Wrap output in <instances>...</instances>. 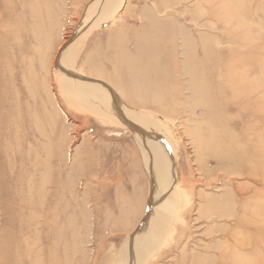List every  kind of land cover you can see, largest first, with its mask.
Masks as SVG:
<instances>
[{
    "label": "rangeland",
    "instance_id": "obj_1",
    "mask_svg": "<svg viewBox=\"0 0 264 264\" xmlns=\"http://www.w3.org/2000/svg\"><path fill=\"white\" fill-rule=\"evenodd\" d=\"M112 1L0 0V264H132L131 237L172 191L174 221L146 264H264V0H127L91 28ZM75 44L69 70L60 58ZM62 73L104 82L155 130L89 112L61 91ZM138 135L175 145L158 201Z\"/></svg>",
    "mask_w": 264,
    "mask_h": 264
},
{
    "label": "bare ground",
    "instance_id": "obj_2",
    "mask_svg": "<svg viewBox=\"0 0 264 264\" xmlns=\"http://www.w3.org/2000/svg\"><path fill=\"white\" fill-rule=\"evenodd\" d=\"M126 1L127 0H113L107 7H105L104 8V10H101L100 12H98V14H96L95 16H94V19H93V22H92V26H91V28H95V29H98V28H100L101 26H106V28L107 27H109V26H111L112 24H113V22H115L114 20L116 19V17L118 16V14H117V11H118V9L120 8V7H124V5L126 4ZM129 1V0H128ZM180 1H182V0H180ZM197 1V0H196ZM207 1V0H206ZM210 1V0H209ZM208 1V4L210 3ZM211 1H213V0H211ZM229 2H230V0H228ZM237 1H239V0H237ZM244 1V0H243ZM174 2V1H173ZM239 2H241V1H239ZM175 4L177 3V2H174ZM192 3V2H191ZM197 3H198V1H197ZM204 3V2H203ZM231 3V2H230ZM245 3V2H244ZM249 3H250V1H249ZM248 2H247V4H249ZM213 4H216L215 2L213 3ZM238 4V3H237ZM243 3H241V5H242ZM246 4V3H245ZM181 5V4H180ZM203 5V4H202ZM205 5V4H204ZM230 5V4H229ZM233 5V4H232ZM231 5V6H232ZM251 5V4H250ZM162 6H164V5H162ZM178 6H179V4H178ZM189 6V5H188ZM244 6V5H243ZM159 7V6H158ZM161 7V6H160ZM176 7V6H175ZM185 7V6H184ZM209 7V6H208ZM213 7V6H212ZM211 7V8H212ZM245 7V6H244ZM244 7H242L243 9H245ZM247 7H249V6H247ZM251 7V6H250ZM155 8H157V7H155ZM188 8V7H187ZM217 8H219L217 5H216V7H215V9H217ZM231 8V7H230ZM239 8V7H238ZM241 8V7H240ZM252 8V7H251ZM251 8H249L250 10H251ZM147 9H149V8H147ZM152 9V8H151ZM159 9V8H158ZM191 9V8H190ZM207 9V8H206ZM220 9V8H219ZM243 9H241L242 11H243ZM141 10H142V8H141ZM150 10V9H149ZM181 10H183L182 8H181ZM204 10V9H203ZM202 10V11H203ZM222 10V9H221ZM230 9H228L227 11H229ZM240 10V11H241ZM245 10H247V8L245 9ZM154 11V10H153ZM209 11V10H208ZM208 11H206V13L208 12ZM238 11V10H237ZM253 11V10H252ZM150 12V11H149ZM162 12V11H161ZM201 12V11H200ZM199 12V13H200ZM151 13V12H150ZM154 13V12H153ZM159 13V12H158ZM157 13V14H158ZM202 13V12H201ZM200 13V14H201ZM204 11H203V15H204ZM213 13V12H212ZM218 13V12H217ZM233 13H235L236 14V11H234ZM244 13V12H243ZM116 14H117V16H116ZM149 14V13H148ZM220 14H222V13H220ZM239 13H237V15H238ZM248 14H250V13H248ZM154 15V14H153ZM159 15V14H158ZM162 15H164V14H162ZM166 15V14H165ZM227 15V14H226ZM226 15H223V16H226ZM230 15V14H229ZM244 15V14H243ZM142 16V15H141ZM155 17H156V15H154ZM205 16V15H204ZM216 16H218V15H216ZM241 15H239V17H240ZM191 17V16H190ZM215 17V16H214ZM234 17H236L235 15H234ZM239 17H238V19L237 20H239ZM161 18V17H160ZM163 18V17H162ZM168 18V17H167ZM208 18V17H207ZM206 18V19H207ZM223 18V17H222ZM244 18H245V15H244ZM124 19V18H123ZM139 19V18H138ZM163 19H166L165 17L163 18ZM204 19V18H203ZM242 19V18H241ZM246 19H248L247 17H246ZM118 20V19H117ZM116 20V21H117ZM161 20V19H160ZM202 20V19H201ZM200 20V21H201ZM216 20H218V18L216 19ZM225 20V19H224ZM243 20V19H242ZM242 20H241V22H242ZM245 20V19H244ZM244 20H243V22H244ZM169 21V20H168ZM204 21V20H203ZM240 21V20H239ZM120 22V21H119ZM122 22V21H121ZM124 22V21H123ZM185 22V21H184ZM226 22V21H225ZM247 22V21H246ZM154 23V22H153ZM203 23V22H202ZM230 23V22H229ZM118 24V23H117ZM117 24H116V26H117ZM253 24H255V23H253ZM123 25V24H122ZM181 25V24H180ZM197 25V24H196ZM203 25V24H202ZM201 25V26H202ZM205 26L207 25V24H204ZM250 25H252V24H250ZM158 26V25H157ZM254 26V25H253ZM263 26V25H262ZM118 27V26H117ZM120 27V26H119ZM136 27V26H135ZM141 27V26H140ZM179 27V26H178ZM184 27V26H183ZM204 27V26H203ZM256 27V26H255ZM255 27H253V28H255ZM125 28V27H124ZM128 28V27H127ZM180 28V27H179ZM179 28H178V30H179ZM186 28V27H185ZM208 28V27H207ZM241 28V27H240ZM247 28V27H246ZM257 28V27H256ZM37 29V28H36ZM138 29H140V28H138ZM204 29H206V28H204ZM252 29V28H251ZM259 29V28H258ZM141 30V29H140ZM260 30V32H261V30L262 29H259ZM37 31H38V29H37ZM110 31V30H109ZM109 31H107V32H109ZM115 31V30H114ZM138 31V30H137ZM123 32V31H122ZM154 32V31H153ZM241 32V31H240ZM259 32V33H260ZM152 33V32H151ZM196 33V32H195ZM262 34H263V31L261 32ZM36 34V33H35ZM117 34H119V33H117ZM144 34V33H143ZM142 34V35H143ZM147 34V33H146ZM155 34H156V32H155ZM199 34V33H198ZM201 34V33H200ZM204 34H206V33H204ZM129 35V34H128ZM180 35V34H179ZM191 35V34H190ZM212 35V34H211ZM214 35V34H213ZM259 35V34H258ZM36 36V35H35ZM130 36V35H129ZM152 36V35H151ZM215 36V35H214ZM212 37V38H215V37ZM237 36V35H236ZM239 36V35H238ZM238 36H237V38H238ZM243 36V35H242ZM247 36H249V35H247ZM247 36H246V39H248L247 41H245L246 43L249 41V39H251V36H249V38H247ZM115 37V36H114ZM113 37V38H114ZM118 37V36H117ZM154 37H156V36H154ZM164 37V36H163ZM180 37V36H179ZM187 37H189L188 35H187ZM240 37V36H239ZM259 37V36H258ZM257 37V38H258ZM264 37V36H263ZM125 38V37H124ZM153 38V37H152ZM165 38V37H164ZM192 38V37H191ZM243 38H245V37H243ZM259 38H261V36L259 37ZM135 39V38H134ZM245 39V40H246ZM264 39V38H263ZM116 40V39H115ZM121 40V39H120ZM178 40V39H177ZM201 40H203V38L201 39ZM200 40V41H201ZM205 40V39H204ZM217 41V39H214V42H216ZM256 40V39H255ZM259 40V39H258ZM136 41V40H135ZM181 41V40H180ZM186 41V40H185ZM190 41V40H189ZM194 41H196V40H193L192 42H194ZM253 41V40H252ZM38 42V41H37ZM119 42V41H118ZM199 42V41H198ZM203 42V41H202ZM244 42V43H245ZM259 42V41H258ZM76 43V42H75ZM178 43V42H177ZM189 43H191V42H189ZM250 43H252V42H250ZM250 43H248V44H250ZM255 44H256V42H254ZM254 43H253V45H254ZM136 44V43H135ZM258 44V43H257ZM36 45V44H35ZM55 45V44H54ZM74 45V44H73ZM71 46V47H68V48H66L65 50H63V53L61 54V58L60 59H62L61 61L63 62H60V64L62 63V64H64L69 70L70 69H74V66H75V63H76V61H77V59H78V53H75V52H77L78 51V48L76 49V44H75V46ZM179 45V44H178ZM180 45H182V44H180ZM240 45V44H239ZM260 45H261V42H260ZM78 46V45H77ZM114 46V45H113ZM152 46V45H151ZM150 46V47H151ZM190 46V45H189ZM191 46H192V43H191ZM257 46V45H256ZM245 47H246V45H245ZM259 47V46H258ZM262 47V46H261ZM148 48V47H147ZM247 48H249V46H247ZM257 48V47H256ZM106 49V48H105ZM126 49V48H125ZM139 49V48H138ZM193 49V47L191 48V50ZM212 49V48H211ZM255 49V48H254ZM182 50V49H181ZM257 50V49H256ZM261 50V49H260ZM259 50V51H260ZM94 51V50H93ZM121 51V50H120ZM127 51V50H126ZM146 51V50H145ZM196 51H197V49H196ZM195 51V52H196ZM113 52V51H112ZM149 52H150V50H149ZM186 52V51H185ZM194 52V51H193ZM192 52V53H193ZM261 52V51H260ZM115 53V52H114ZM147 53V52H146ZM184 53V52H183ZM187 54H188V52H186ZM259 52H257V54H258ZM119 54H120V52H119ZM128 54V53H127ZM148 54V53H147ZM187 54H185V55H187ZM195 54V53H194ZM60 55V54H59ZM144 55V54H143ZM151 55V54H150ZM192 55V54H191ZM49 56V55H48ZM93 56V55H92ZM116 56V55H115ZM122 56V55H121ZM124 56V55H123ZM128 56V55H127ZM167 56V55H166ZM173 56V55H172ZM182 56V55H181ZM187 56H189V55H187ZM192 56H194V55H192ZM47 57V56H46ZM102 57V56H101ZM114 57V56H113ZM142 57V56H141ZM144 57V56H143ZM183 57V56H182ZM205 57V56H204ZM59 58V57H58ZM57 58V59H58ZM111 58H112V56H111ZM119 58V57H118ZM117 58V60H119ZM125 58H127V57H125ZM139 58V57H138ZM150 58V57H149ZM174 58H175V56H174ZM190 58V57H189ZM254 58V57H253ZM255 58H256V56H255ZM59 59V60H60ZM92 59V58H91ZM106 59V58H105ZM104 59V60H105ZM167 59V58H166ZM205 59H206V57H205ZM205 59H204V61H205ZM252 59V58H251ZM107 60V59H106ZM133 60H134V57H133ZM139 60V59H138ZM184 60H185V58H184ZM188 60V59H187ZM193 60H195L194 58H193ZM202 60H203V57H202ZM201 60V61H202ZM259 60H260V58H259ZM128 61V60H127ZM234 61V60H233ZM236 61V60H235ZM257 61V60H256ZM92 62H93V60H92ZM94 62H95V60H94ZM114 62H116V61H114ZM185 62V61H184ZM187 62V61H186ZM193 62V61H192ZM196 62V61H195ZM236 62H239V61H236ZM258 62V61H257ZM59 63V62H58ZM84 63V62H83ZM104 63V62H103ZM117 63V62H116ZM120 63V62H119ZM118 63V64H119ZM146 63V62H145ZM198 63V62H197ZM207 63V62H206ZM241 63V62H240ZM244 63V62H243ZM242 63V64H243ZM82 64V63H81ZM107 64V63H106ZM131 64V63H130ZM140 64H142V63H140ZM182 64V63H181ZM63 65V66H64ZM108 65H110V64H108ZM117 65V64H116ZM121 65H122V63H121ZM135 65V64H134ZM147 65V64H146ZM168 65V64H167ZM173 65V64H172ZM185 65V64H184ZM204 65V64H203ZM255 65V64H254ZM253 65V66H254ZM59 66V65H58ZM101 66H102V64H101ZM104 66V65H103ZM106 66V65H105ZM118 66V65H117ZM129 66V65H128ZM187 66V65H186ZM207 66V65H206ZM251 66V65H250ZM256 66V65H255ZM48 67V66H47ZM87 67V66H86ZM120 67V66H119ZM125 67V66H124ZM139 67V66H138ZM137 67V68H138ZM202 67V66H201ZM200 67V68H201ZM204 67H205V65H204ZM244 67H246V66H244ZM248 67V66H247ZM264 67V66H263ZM65 68V67H64ZM104 68V67H103ZM136 68V67H135ZM142 68H144V66L142 67ZM209 68V67H208ZM239 68V67H238ZM66 69V68H65ZM77 69V68H76ZM112 69H113V67H112ZM116 70H117V68H115ZM127 69V68H126ZM133 69V68H132ZM131 69V70H132ZM189 69V68H188ZM205 69H207V68H205ZM240 69V68H239ZM263 69V68H262ZM85 70V69H84ZM114 70V69H113ZM112 70V71H113ZM129 70H130V68H129ZM141 70V69H140ZM165 70V69H164ZM187 70V69H186ZM211 70V69H210ZM254 70V69H253ZM64 71V70H63ZM91 71V70H90ZM121 71V70H120ZM133 71V70H132ZM131 71V72H132ZM137 71H138V69H137ZM179 71V70H178ZM201 71V70H200ZM258 71V70H257ZM42 72V71H41ZM47 72H48V70H47ZM68 72V71H67ZM136 72V71H135ZM139 72V71H138ZM143 72V71H142ZM156 72V71H155ZM246 72V71H245ZM244 72V73H245ZM118 73V72H117ZM120 73V72H119ZM126 73L128 74V72L126 71ZM184 73V72H183ZM200 72H198V74H199ZM247 73V72H246ZM254 73V72H253ZM85 74V73H84ZM90 74H92V73H90ZM116 74V73H115ZM55 75H57V74H55ZM58 75H61L60 76V89H61V91L66 95V96H68V97H70V99H74V100H76V101H78L79 103H81V104H83L84 106H85V108L89 111V112H92V113H94V114H96V115H98V116H100V117H102V118H104V119H110V120H113L114 122H117L119 125H123V126H125V127H129V129H132V130H135L136 129V127L137 128H139V129H145L146 131H154L155 130V128L154 127H152V125H151V123H153L152 122V117L149 115V114H147V113H142V112H134L133 110H131V109H128V108H126L125 106H123V105H118V101L117 102H114V99L115 98H113L112 96H113V94H114V90H112V89H110L104 82H102V81H100V80H95V79H79L78 77H77V75H70V74H67V73H62V74H58ZM57 75V76H58ZM138 75V74H137ZM145 75V73L142 75L143 77H145L144 76ZM187 75L188 74H186V77H187ZM245 75V74H244ZM257 75V74H256ZM263 75V74H262ZM92 76V75H91ZM135 77H136V75H134ZM183 76H184V74H183ZM196 76V75H195ZM255 76V75H254ZM38 77H39V75H38ZM123 77V76H122ZM133 77V76H132ZM131 77V78H132ZM134 77V78H135ZM142 77V78H143ZM188 77H190V76H188ZM137 78V77H136ZM141 78V77H140ZM170 78V77H169ZM48 79V78H47ZM144 79V78H143ZM198 79V78H197ZM142 80V79H141ZM158 80V79H157ZM40 81V80H39ZM47 81V80H46ZM123 81V80H122ZM126 81V80H125ZM133 81H135V79L133 80ZM194 80H192V82H193ZM196 81V80H195ZM200 81V80H199ZM243 81H244V79H243ZM32 82H33V80H32ZM186 82V81H185ZM262 82V81H261ZM38 83H40V82H38ZM134 84H135V82H133ZM132 83V84H133ZM137 83V82H136ZM199 83V82H198ZM264 83V82H263ZM41 84V83H40ZM48 84V83H47ZM35 85H37V83L35 84ZM259 85H262V84H259ZM258 85V86H259ZM113 86V85H112ZM133 86V85H132ZM135 86V85H134ZM200 86V85H199ZM263 86V85H262ZM137 87V86H136ZM140 87V86H139ZM163 87V86H162ZM194 87V86H193ZM261 87V86H260ZM260 87H258V88H260ZM33 88H34V86H33ZM165 88V87H164ZM201 88V87H200ZM31 89V88H30ZM50 89V88H49ZM135 89V88H134ZM138 89V88H137ZM192 89V88H191ZM197 89V88H196ZM261 89H263V88H261ZM125 90H128V89H125ZM150 91L152 90V89H149ZM194 90V89H193ZM248 90V89H247ZM246 90V91H247ZM34 91V90H33ZM117 91V90H116ZM168 91V90H167ZM196 91V90H195ZM245 91V92H246ZM179 92V91H178ZM189 92V91H188ZM191 92V91H190ZM202 92V91H201ZM262 92V91H261ZM263 92H264V90H263ZM51 93V92H50ZM120 93V92H119ZM154 93V92H153ZM163 93V92H162ZM248 93V92H247ZM121 94V93H120ZM138 94V93H137ZM192 94V93H191ZM204 94V93H203ZM262 94H264V93H262ZM162 95V94H161ZM166 95H168V93L166 94ZM166 95H165V97H166ZM193 95V94H192ZM205 95V94H204ZM246 95V94H245ZM64 96V95H63ZM120 96V95H119ZM155 96V95H154ZM194 96V95H193ZM256 96H258V95H256ZM150 97V96H149ZM168 97V96H167ZM204 97V96H203ZM205 97H206V95H205ZM123 98V97H122ZM139 98V97H138ZM161 98H162V96H161ZM263 98V97H262ZM155 99H156V97H155ZM154 99V100H155ZM139 100V99H138ZM194 100H195V98H194ZM153 101V100H152ZM164 101V100H163ZM36 102V101H35ZM124 102V101H123ZM130 102V101H129ZM138 102V101H137ZM150 102V101H149ZM255 102V101H254ZM116 103V104H115ZM181 103V105L183 106V103L182 102H180ZM188 103H189V101H188ZM190 103H191V101H190ZM34 104V103H33ZM154 104V103H153ZM157 104H158V102H157ZM156 104V105H157ZM257 104V103H256ZM255 104V105H256ZM155 105V106H156ZM166 105L168 106L169 104H167L166 103ZM202 105V104H201ZM209 105V104H208ZM247 105V104H246ZM140 106V105H139ZM159 106V105H158ZM161 106V105H160ZM204 106V105H203ZM258 107V106H257ZM153 108V107H152ZM183 108H184V106H183ZM157 110H158V107L156 108ZM155 109V110H156ZM160 109V108H159ZM205 109V108H204ZM250 109V108H249ZM252 109V108H251ZM119 110V111H118ZM163 110V109H162ZM169 110V109H168ZM44 110H42V112H43ZM164 111V110H163ZM252 111V110H251ZM256 111H259V110H256ZM45 112V111H44ZM117 112H120L124 117H125V120L123 119V118H121V117H119L118 116V114H117ZM148 112V111H147ZM161 112V111H160ZM165 112V111H164ZM46 113V112H45ZM150 113V112H149ZM151 113H153V112H151ZM166 114H167V111L165 112ZM155 114V113H154ZM161 114V113H160ZM164 115V114H163ZM168 115V114H167ZM159 116H161V115H159ZM162 117V116H161ZM163 118V117H162ZM154 120V119H153ZM204 120V119H203ZM208 120H210V119H208ZM211 121V120H210ZM126 122H129V125L126 123ZM155 122V121H154ZM196 122V121H195ZM200 122V121H199ZM260 122V121H259ZM162 123H164V122H162ZM208 124L210 123V122H207ZM222 124V123H221ZM211 126V125H210ZM131 127V128H130ZM212 127V126H211ZM229 127V126H228ZM135 128V129H134ZM206 128V127H205ZM163 129V128H162ZM192 129V128H191ZM216 129H218V128H216ZM249 129H250V127H249ZM164 130V129H163ZM206 130V129H205ZM211 130V129H210ZM209 130V131H210ZM219 130V129H218ZM223 130V129H222ZM262 130V129H261ZM168 131V130H167ZM145 132V131H144ZM143 132V133H144ZM213 131H211V133H212ZM215 132V131H214ZM224 132H225V136H226V131L224 130ZM259 132H260V130H259ZM157 133H158V131H157ZM166 133V132H165ZM210 133V132H209ZM218 133V132H217ZM232 133V132H231ZM230 133V134H231ZM258 133V132H257ZM150 134H152V133H150ZM167 134V133H166ZM171 133H169L168 135H170ZM205 134V133H204ZM262 134V133H261ZM144 135V134H143ZM155 135V134H154ZM256 135V134H255ZM145 136V135H144ZM212 136V135H211ZM224 136V137H225ZM227 136H228V134H227ZM226 136V137H227ZM239 136V135H238ZM253 136V135H252ZM263 136V135H262ZM137 137H139V140H140V148H141V150H142V152L141 153H143V162H144V166H145V168H146V170H147V172H148V174H149V176H150V180H151V182L153 181V184H154V186L155 187H153L152 189H153V191L152 190H150L152 193V198H151V200L153 201V199L154 200H156V201H158L159 200V198L161 197V195H162V193L165 191V190H167L170 186H171V184H172V182L174 181V179H173V177H174V169H173V162H172V154L173 153H175V148H174V146H172V144L170 145L169 144V142H168V144H169V146H165V143H159V142H157L156 140H153V139H150V138H144L143 136H140V135H138ZM230 137V136H229ZM240 137V136H239ZM243 137V136H242ZM154 138H156V137H154ZM170 138V137H169ZM198 138V137H197ZM164 139H165V137H164ZM173 139V138H172ZM199 139V138H198ZM214 139V138H213ZM137 140V139H136ZM201 140V139H200ZM212 140V139H211ZM255 140V139H254ZM169 141V140H168ZM171 141V140H170ZM209 141H210V139H209ZM208 141V142H209ZM163 142V141H162ZM174 142V141H173ZM254 142V141H253ZM167 143V142H166ZM229 143V142H228ZM164 144V145H163ZM231 144V143H230ZM259 144H260V140H259ZM259 144L257 145V144H255L256 145V147L257 146H259ZM212 145H214V144H211V146ZM165 146V147H164ZM209 146V145H208ZM218 145H217V143H216V147H217ZM221 146V145H220ZM223 146V145H222ZM225 146V145H224ZM228 146V145H227ZM232 146V145H231ZM246 146V145H245ZM235 147V146H234ZM249 147V146H248ZM255 147V146H254ZM260 147V146H259ZM210 148V147H209ZM226 147H224V149H225ZM228 148V147H227ZM226 148V149H227ZM205 149V148H204ZM248 149V148H247ZM254 149V148H253ZM259 150H260V148H258ZM206 150V149H205ZM213 150V149H212ZM222 150V149H221ZM257 150V149H256ZM218 151V150H217ZM219 152H220V150H219ZM224 152H227V151H223V154H224ZM249 152V151H248ZM257 153H258V151H256ZM211 153V152H210ZM218 153V152H217ZM230 154V153H229ZM209 155H211V154H209ZM218 155V154H217ZM220 156V155H219ZM244 156V155H243ZM258 156V155H257ZM142 157V156H141ZM252 157H253V155H252ZM251 157V158H252ZM218 158V157H217ZM223 158V157H222ZM244 158V157H243ZM250 158V159H251ZM225 159V158H224ZM227 159V158H226ZM229 159V158H228ZM227 159V160H228ZM245 159H246V156H245ZM244 159V160H245ZM248 159V158H247ZM219 160V159H218ZM242 160V159H241ZM240 160V161H241ZM252 160V159H251ZM255 159H253V161H254ZM232 161V160H231ZM243 161V160H242ZM257 162H258V160H256ZM256 161H255V163H256ZM218 162V161H217ZM242 163V162H241ZM248 163H249V161H248ZM251 163V162H250ZM259 163V162H258ZM242 164H245V163H242ZM260 164V163H259ZM224 166H225V164H224ZM227 166H228V164H227ZM249 166V165H248ZM252 166V165H251ZM235 167V166H234ZM243 167V166H242ZM254 167V166H253ZM256 168L257 167H259L258 165L257 166H255ZM144 168V167H143ZM255 168V169H256ZM237 169V168H236ZM244 169V168H243ZM147 172H145L146 174H147ZM227 172H229V171H227ZM229 174V173H228ZM234 174V173H233ZM253 174V173H252ZM225 175V174H224ZM232 175V174H231ZM239 175V174H238ZM237 175V176H238ZM225 176H228V175H225ZM240 176V175H239ZM262 176V175H261ZM229 177V176H228ZM248 177V176H247ZM251 177V176H250ZM254 177V176H253ZM253 177H252V179H253ZM255 177L257 178V176L255 175ZM254 177V178H255ZM249 178V177H248ZM255 178V179H256ZM230 179V178H229ZM260 179V178H259ZM262 179V178H261ZM259 181V180H258ZM148 182V181H147ZM261 184V183H260ZM152 185V184H151ZM173 185V184H172ZM148 186V185H147ZM262 186V185H261ZM149 187H151V186H149ZM173 187V186H172ZM175 187V186H174ZM232 188V187H231ZM170 190V189H169ZM233 190V189H232ZM222 192H224V191H222ZM150 193V192H149ZM146 195V194H145ZM149 195V194H148ZM150 196V197H151ZM167 197L166 198H164L163 200H162V203L160 204V206L159 207H155L154 209H153V212H152V214L149 216V219L148 220H146L147 222H146V227H145V231L142 233V234H140L136 239H133V236L131 237V240L134 242V247L133 248H137V250H135L134 251V254L135 253H137V252H140L138 255H137V257L135 258L134 256V259H133V262H132V264H146L148 261H149V259L154 255V253L155 252H157V250L161 247V244H162V242H163V240H164V238L166 237V235H167V233L169 232V230H170V227L172 226V223H173V221H174V217H175V215H176V212H177V208H178V206H179V202H180V196L175 192V191H172V192H169V194L168 195H166ZM219 196V195H218ZM225 196V195H224ZM223 196V197H224ZM147 198L149 199V197L147 196ZM211 198V197H210ZM217 198V197H216ZM225 198V197H224ZM229 198H231V197H229ZM229 198H228V200H229ZM235 198V197H234ZM219 200L221 199V198H218ZM150 200V199H149ZM148 200V201H149ZM226 200V199H225ZM228 200L226 201L227 202V205H228ZM148 201H147V203H148ZM221 202H222V199L220 200ZM224 202V201H223ZM226 204V203H225ZM148 206H149V204H148ZM229 206V205H228ZM234 206V205H233ZM237 206V205H236ZM231 207V206H230ZM235 208V207H234ZM209 217V216H208ZM216 217V216H215ZM212 219V218H211ZM216 219V218H215ZM176 220H177V218H176ZM226 220V219H225ZM251 220V219H250ZM257 220H259V219H257ZM212 221V220H211ZM216 221V220H215ZM227 221V220H226ZM208 223V222H207ZM210 223V222H209ZM213 224V223H212ZM249 224V223H248ZM220 237V236H219ZM222 237V236H221ZM225 238V237H224ZM228 241V240H227ZM201 247V246H200ZM200 249V248H199ZM203 252V251H202ZM201 253V252H200ZM214 253V252H213ZM221 253V252H220ZM242 254V252H239V254ZM250 253V252H249ZM212 254V253H211ZM231 254V253H230ZM244 255H246V254H243V256ZM132 257V258H133ZM220 257H222V256H220ZM227 257V256H226ZM230 257V256H229ZM250 257V256H249ZM210 258V257H209ZM214 258H215V255H214ZM218 258V257H217ZM223 258V257H222ZM240 258V257H239ZM253 258V257H252ZM205 259H207V258H205ZM210 260V259H209ZM212 260V259H211ZM215 260V259H214ZM220 260V259H219ZM218 260V261H219ZM243 260V259H242ZM250 260H252V259H250ZM217 261V260H216ZM223 261V260H222ZM229 261V260H228ZM238 261H239V259H238ZM221 262V261H220ZM241 262V261H240ZM244 263V262H243ZM242 263V264H243ZM250 262H248V264H249ZM251 263H252V261H251ZM119 264H131V262L129 261V259H128V257L127 258H125L124 260H122L121 262H119ZM209 264H212V263H209Z\"/></svg>",
    "mask_w": 264,
    "mask_h": 264
},
{
    "label": "water",
    "instance_id": "obj_3",
    "mask_svg": "<svg viewBox=\"0 0 264 264\" xmlns=\"http://www.w3.org/2000/svg\"><path fill=\"white\" fill-rule=\"evenodd\" d=\"M151 212H152V208L150 209V213H151ZM141 231H142V230H141ZM141 231H140V232H141Z\"/></svg>",
    "mask_w": 264,
    "mask_h": 264
}]
</instances>
